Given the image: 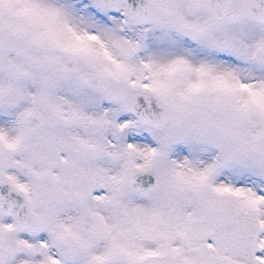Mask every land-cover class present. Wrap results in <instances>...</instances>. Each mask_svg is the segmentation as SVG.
Masks as SVG:
<instances>
[{"label": "snow or ice", "instance_id": "6c2138e0", "mask_svg": "<svg viewBox=\"0 0 264 264\" xmlns=\"http://www.w3.org/2000/svg\"><path fill=\"white\" fill-rule=\"evenodd\" d=\"M0 264H264V0H0Z\"/></svg>", "mask_w": 264, "mask_h": 264}]
</instances>
